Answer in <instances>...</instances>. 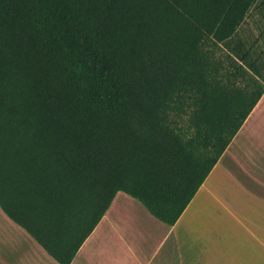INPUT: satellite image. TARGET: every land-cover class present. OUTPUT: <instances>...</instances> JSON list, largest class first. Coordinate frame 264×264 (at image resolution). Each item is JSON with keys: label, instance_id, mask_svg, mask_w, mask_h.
Segmentation results:
<instances>
[{"label": "trees", "instance_id": "obj_1", "mask_svg": "<svg viewBox=\"0 0 264 264\" xmlns=\"http://www.w3.org/2000/svg\"><path fill=\"white\" fill-rule=\"evenodd\" d=\"M264 0H0V207L59 264L123 191L173 225L264 91L233 36Z\"/></svg>", "mask_w": 264, "mask_h": 264}, {"label": "crops", "instance_id": "obj_2", "mask_svg": "<svg viewBox=\"0 0 264 264\" xmlns=\"http://www.w3.org/2000/svg\"><path fill=\"white\" fill-rule=\"evenodd\" d=\"M233 41L264 85V3ZM0 264L59 263L0 207ZM70 264H264V91L175 224L117 191Z\"/></svg>", "mask_w": 264, "mask_h": 264}]
</instances>
